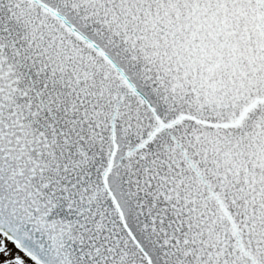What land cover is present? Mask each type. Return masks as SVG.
<instances>
[{"label": "snow or ice", "instance_id": "snow-or-ice-1", "mask_svg": "<svg viewBox=\"0 0 264 264\" xmlns=\"http://www.w3.org/2000/svg\"><path fill=\"white\" fill-rule=\"evenodd\" d=\"M0 254L264 264V0H0Z\"/></svg>", "mask_w": 264, "mask_h": 264}, {"label": "rangeland", "instance_id": "rangeland-1", "mask_svg": "<svg viewBox=\"0 0 264 264\" xmlns=\"http://www.w3.org/2000/svg\"><path fill=\"white\" fill-rule=\"evenodd\" d=\"M9 247L11 248L12 245H9ZM4 259H5V257L2 254H0V262H2Z\"/></svg>", "mask_w": 264, "mask_h": 264}]
</instances>
